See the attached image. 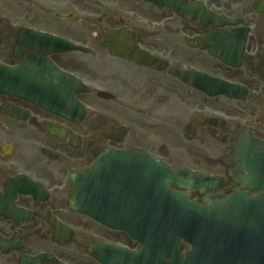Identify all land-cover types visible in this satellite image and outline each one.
Returning a JSON list of instances; mask_svg holds the SVG:
<instances>
[{
    "label": "flooded vegetation",
    "instance_id": "af4514ba",
    "mask_svg": "<svg viewBox=\"0 0 264 264\" xmlns=\"http://www.w3.org/2000/svg\"><path fill=\"white\" fill-rule=\"evenodd\" d=\"M164 1L0 0V62L17 68L23 58L29 71L68 79L62 96L42 88L45 108L28 99L32 90L0 94V264H99L91 254L97 243L137 250L124 233L69 208L71 176L110 151H144L174 168L168 159L176 156V124L207 117L223 120L221 127L191 130L187 142L205 129L222 138V147L225 141L233 147L241 129L264 141V0H182L230 20L207 23L184 21L161 7ZM28 30L49 38L35 43ZM115 32L121 38H108ZM64 45L86 51L45 55ZM239 58V68L223 63ZM174 70L242 85L248 97L209 99L179 82ZM249 106L254 113L242 116ZM57 109L68 118L49 111ZM123 126L125 135L112 131ZM223 185L214 191L219 198L234 190ZM206 194L191 192L189 199L202 203Z\"/></svg>",
    "mask_w": 264,
    "mask_h": 264
},
{
    "label": "water",
    "instance_id": "95a60500",
    "mask_svg": "<svg viewBox=\"0 0 264 264\" xmlns=\"http://www.w3.org/2000/svg\"><path fill=\"white\" fill-rule=\"evenodd\" d=\"M162 6L174 8L172 0ZM175 7L179 13L180 7ZM192 11L190 19L199 21L201 15L207 16L200 13L203 9ZM108 38L121 36L115 32ZM109 47L113 51L118 49ZM24 69L23 66L10 69L0 64V94L19 95V88L42 86L40 75L29 74ZM175 77L191 84V74L176 72ZM63 78L57 74L54 85H62L66 80L62 82ZM191 85L204 91L210 89L207 92L210 97L221 94L234 97L232 92L236 88L207 76L199 77ZM200 126L221 127L217 121L206 119L191 129ZM136 157L138 162L131 161ZM231 161L235 167L233 183L243 191L257 192L254 197L248 199L246 191L236 189L220 202L208 196L203 206L197 205L188 200L187 193L174 192L170 186L190 191L200 187L214 190L222 179L193 174L184 167L171 170L146 153L140 152L137 156L129 151L122 155L107 154L96 164V167L108 165V170H92L91 166L74 175L70 207L109 228L125 231L141 245L139 252L111 245H104L99 252L100 247H96L94 255L102 264H264V143L249 133L238 134ZM117 166V170H110ZM110 180L112 186H109ZM110 192L114 196L117 193L118 197L110 201ZM97 208L102 209V215L94 213ZM183 242L191 246L184 257L181 255Z\"/></svg>",
    "mask_w": 264,
    "mask_h": 264
},
{
    "label": "rangeland",
    "instance_id": "374dc122",
    "mask_svg": "<svg viewBox=\"0 0 264 264\" xmlns=\"http://www.w3.org/2000/svg\"><path fill=\"white\" fill-rule=\"evenodd\" d=\"M213 103H215V101ZM212 105L214 109L217 107V104ZM248 105L249 104L244 103L242 104V107ZM249 107L250 108L246 109V113L242 116L254 113L251 109L252 107ZM254 111L256 110L254 109ZM207 113L209 114V111ZM183 124L184 122L182 124H176L175 126L176 133L172 138L174 139L176 156L175 158L170 156L168 159L170 160L171 165L176 166L179 163H185L192 168L198 167L212 171L215 174H220L221 176H227V180L223 186H230L229 175L232 167L228 168V165L230 164L228 153L232 148V142L225 141L224 146L222 147V138L215 137V132L210 129L201 130L200 134L194 141L187 142L182 137ZM132 128L136 130L135 126ZM231 130L233 131V129Z\"/></svg>",
    "mask_w": 264,
    "mask_h": 264
}]
</instances>
